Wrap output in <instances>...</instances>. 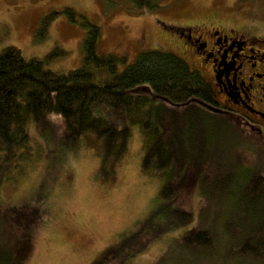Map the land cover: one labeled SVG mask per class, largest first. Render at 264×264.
Returning <instances> with one entry per match:
<instances>
[{
    "label": "rangeland",
    "instance_id": "obj_1",
    "mask_svg": "<svg viewBox=\"0 0 264 264\" xmlns=\"http://www.w3.org/2000/svg\"><path fill=\"white\" fill-rule=\"evenodd\" d=\"M65 7L100 27L99 52L125 54L127 62H133L141 50L162 49L202 75L194 66L198 57L185 53L177 32L163 24L211 18L224 24H253L264 35V0H157L154 7L140 11L123 0H0V50L15 45L26 58L50 55L45 66L54 71L78 67L86 29L61 12ZM52 10L60 12L40 38L39 19ZM230 44L221 37V49ZM235 85L241 92L238 82ZM191 104V109H176L181 123L190 127L177 152V176L186 179L196 170L195 183L176 186L174 193L177 204L192 212L190 224L152 235L154 221L163 218L156 216L164 210L157 197L161 179L140 170L143 148L137 125L131 126L113 184L96 178L92 150L82 147L64 158L59 144L46 143L30 126L31 162L16 180L0 181V264H90L97 259L102 264H156L163 255L164 264H170L182 257L173 239L197 225L202 206L210 216L219 207L215 199L206 204L201 175L210 181L228 179L243 170L234 162L264 173V132L195 101Z\"/></svg>",
    "mask_w": 264,
    "mask_h": 264
},
{
    "label": "trees",
    "instance_id": "obj_2",
    "mask_svg": "<svg viewBox=\"0 0 264 264\" xmlns=\"http://www.w3.org/2000/svg\"><path fill=\"white\" fill-rule=\"evenodd\" d=\"M123 1L138 11L157 5V0ZM59 12L40 17L38 37L45 36ZM61 12L86 29L78 67L54 71L45 66L50 55L26 58L15 45L0 50V181L16 180L31 162L32 126L46 143L59 144L64 158L82 147L92 150L96 178L113 184L131 126L137 125L143 148L140 170L161 179L157 197L164 210L156 216L163 218L154 221L152 235L190 224L192 212L177 204L174 193L176 186H194L196 170L186 179L177 176L182 136L190 127L181 123L176 109H191L195 101L220 112L208 82L170 51L141 50L133 62L125 54L99 52L100 27L71 7ZM234 163L243 170L228 179L210 181L201 175L206 204L215 199L219 207L210 216L202 206L197 225L173 239L182 257L170 264H264V173ZM169 202L177 205L167 209ZM164 261L163 255L156 264ZM90 264H102V259Z\"/></svg>",
    "mask_w": 264,
    "mask_h": 264
},
{
    "label": "flooded vegetation",
    "instance_id": "obj_3",
    "mask_svg": "<svg viewBox=\"0 0 264 264\" xmlns=\"http://www.w3.org/2000/svg\"><path fill=\"white\" fill-rule=\"evenodd\" d=\"M166 27L177 32L180 45L188 50L185 53L198 57L194 66L203 71L220 112L236 117L241 125L264 132V35L257 32V27L224 24L211 18H195ZM221 37L231 40L228 48H220ZM233 38L237 40L232 41Z\"/></svg>",
    "mask_w": 264,
    "mask_h": 264
}]
</instances>
